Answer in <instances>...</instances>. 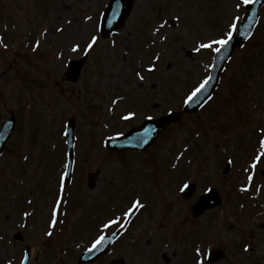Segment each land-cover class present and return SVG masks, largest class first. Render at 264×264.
Masks as SVG:
<instances>
[{
	"label": "rangeland",
	"instance_id": "1",
	"mask_svg": "<svg viewBox=\"0 0 264 264\" xmlns=\"http://www.w3.org/2000/svg\"><path fill=\"white\" fill-rule=\"evenodd\" d=\"M107 1L0 0V37L9 45L8 49L0 47V121L10 112L20 113L24 119L16 116L17 130L0 157V264H19L26 243L33 246L30 264H42L41 249L47 236L41 234L33 243L37 238L34 224L45 226L49 219L52 201L47 199L55 192L46 191V185H57V165L64 158L63 121L68 118L75 119L78 135L77 184L75 178L67 203V214H73L69 221L75 222V215L76 221L87 217L83 205L105 206L108 221L124 215L121 212L134 197L145 204L126 229V236L97 264H110L109 260L116 257L125 264H196V248L202 253L221 249L222 257L214 264H264V177L260 175L264 160L250 169L251 158L264 139L258 129L264 127V5L253 36L235 49L211 99L195 113L181 114L153 147L130 154L113 152L103 145L105 136L127 129L116 119L133 106L127 100L116 104L112 101L126 92L132 103L137 96L150 100L159 96V103L138 109L139 114L175 108L174 101L199 85L208 73L213 50L197 53L194 48L208 37L219 36L230 22H237L244 14L243 0H131L124 23L112 36L100 34L99 46L85 56L80 78L71 81L64 75L66 63L80 55L71 51V44L79 42L82 48L89 34L97 35ZM161 8L165 10L164 18L179 15L183 25L176 23L169 28L167 37L172 39L166 47L151 32L162 19ZM89 16L92 19L86 20ZM45 27L48 33L41 36ZM58 27L64 31L56 32ZM131 30H145L155 38L154 50L161 52L155 71L145 72L143 62L131 71L134 60L130 59L142 55L133 48L137 42L130 37ZM32 35L42 41L35 57L28 55L29 48L24 45ZM140 45L145 46L143 42ZM141 50L146 53L143 47ZM152 54L153 50L147 57ZM34 61L37 64L33 72ZM24 68L32 72L30 77ZM40 71L43 77L37 78ZM136 71L147 78L145 83H137ZM151 87L153 90H148ZM123 102L126 109L111 115L109 109L114 108L110 105H115L116 111ZM23 143H28L30 156L20 163L16 158L24 150ZM51 145L54 151H49ZM181 152L184 155L178 160ZM229 160L233 162L224 170ZM23 164L30 165L28 176L25 168L20 169ZM174 164L177 167L173 168ZM245 168L250 170L246 172ZM96 169L100 171L97 184L89 190L85 187L87 173ZM249 174L253 176L250 187L240 191L249 183ZM185 180L196 186L189 199L179 193ZM210 186L218 191L221 205L194 217L191 204ZM20 189L23 194H19ZM29 194L32 203L25 206ZM26 210H31V227L23 231L21 221ZM65 220L69 222L67 217ZM116 225L119 223L110 227ZM94 234L96 230L85 240ZM245 244L251 245L250 251L243 250ZM54 259L45 264H57ZM63 264L77 263L66 258Z\"/></svg>",
	"mask_w": 264,
	"mask_h": 264
},
{
	"label": "snow or ice",
	"instance_id": "2",
	"mask_svg": "<svg viewBox=\"0 0 264 264\" xmlns=\"http://www.w3.org/2000/svg\"><path fill=\"white\" fill-rule=\"evenodd\" d=\"M244 3H249L250 0H243ZM236 7H240V4H237ZM86 20H91L92 17H85ZM174 19L176 21L180 20L179 15H176L174 17ZM236 20H238L239 18L236 17ZM68 23H71L70 21H68ZM168 21L167 20H162L157 22V25H154L152 31L155 32L157 34V38L158 39H162V40H167L168 37L166 35H162V29L165 28L168 25ZM56 32H63L64 28L63 27H58L55 30ZM238 31L237 29V24L234 22H230L227 25V29L226 31L222 32L219 36H212V37H208L207 41L205 42L204 40H202L195 48L194 51H196L197 53L201 52L204 49H211L214 50L216 53H220L222 51L223 48H227L228 45L231 43L232 39L234 38V34ZM48 33V29L45 27L40 35L41 36H46ZM99 41H100V37L95 35V34H89L87 36V38L84 41V47L83 49L81 48V44L79 42H73L71 44V51L73 53H78V52H83L85 55H88L92 52H94L96 50V48L99 46ZM153 44L156 43V40L154 39L152 41ZM112 46L116 45V41L113 40L111 42ZM42 46V41L40 39H36L35 43L32 45V52L36 53L38 51V49H40ZM0 47H2L3 49H8L9 45L7 43H4V38L0 37ZM60 57L63 58L64 53L60 52ZM154 59L156 61L160 60V56L159 55H155ZM156 70V64L155 63H150L148 65L147 71L148 72H153ZM137 75L139 76L140 80H144V76L141 75L140 73H137ZM212 79V77H207L206 79H204L201 83H199V85L197 87H195L190 94L187 95L186 100L184 101L185 103H190L192 102L194 99L198 98V96L200 95L201 92H203V90L207 87L209 81ZM121 99L119 96L117 97L116 100L112 101V104H116L117 101ZM206 99H211V97H207ZM110 111H114V109H109ZM137 115V113L135 111H127L124 115L121 116V119L123 120H129L134 118ZM145 131H147V129H145ZM262 132H264V129H261ZM197 135H199V133H197ZM146 143V141H145ZM0 155H2V153H0ZM184 155L183 152L180 153V155L177 157V159L179 160L180 158H182ZM29 159V157L26 155L24 156V160L27 161ZM262 160H264V139H261L259 141V151L251 158V165H250V169H255L261 162ZM233 162L232 160H229V163ZM177 167V165H173V168ZM249 168H245V171H249ZM67 176V173H64L61 181L63 180V177ZM253 179V176L251 174L248 175L247 180H248V184L247 185H242L240 188V191H247L248 188L251 185V181ZM190 182L185 180L182 182V184L179 186V191L180 192H185L186 190H190ZM205 191H211V189L209 188H205ZM64 184L63 182H61L60 184V190L58 192L57 198L54 200L52 206L49 209V219H48V223L46 226V230H45V235L49 238L53 237L55 235V232L57 230V225L59 223H62V221L59 219L61 213L63 212V205L66 203L65 199H64ZM29 203H31V201H29ZM145 207V204L141 201V199L137 196L134 197L132 199V201L130 202V205L128 206V208L124 211V216L128 217L129 220L128 222H131V216L143 209ZM64 215H67L66 212L63 213ZM31 213L25 211L23 213L24 217H28L30 216ZM120 222L119 218H115L112 219L110 218L108 221L103 222V227L104 228H108L109 226H111L112 224H117ZM122 227H124L123 225H121ZM105 239L104 235L100 234L98 235L96 238H94L91 247L88 249L89 252L93 251L98 245H100L103 240ZM243 250L245 252H248L251 250V245L245 244L243 247ZM195 252L197 254V261L196 264H211V259L207 258V253H202L200 248H196ZM30 259V253L29 252H25L23 255V264H27V262ZM9 264H11V261H9Z\"/></svg>",
	"mask_w": 264,
	"mask_h": 264
},
{
	"label": "water",
	"instance_id": "3",
	"mask_svg": "<svg viewBox=\"0 0 264 264\" xmlns=\"http://www.w3.org/2000/svg\"><path fill=\"white\" fill-rule=\"evenodd\" d=\"M115 3H118L119 8L114 11V5L111 3L109 6L105 18H104V23H103V30L104 31H110L114 28H117L119 24L124 20V17L126 16L127 10L129 3H127V0H112ZM263 0H256L252 4L249 5V13H248V18L243 24L242 31L244 28H246V33L242 34L238 38H233L231 43L228 45L227 48H223L220 53H217L211 68V73L210 77L212 79L209 81L207 87L203 90V92L200 93L198 98L194 99L192 102L187 103V109L188 110H194L195 107H197L203 100H205L211 93L213 87L215 86L217 79H218V74L220 69L223 66L224 61L228 58L230 55L232 49L234 46L241 44L242 39L246 37V35L250 32V28L253 25V21L256 18V13L257 10ZM255 13V15H254ZM109 17H113V19L110 22V27L106 26V20ZM176 118V115L174 113L163 117L157 121L154 122H146L142 127L138 128L137 130H133L130 132V134L126 137H123L119 140L115 139H110L109 140V146L114 149H121L127 146H132V147H140L143 148L146 146L149 142H151L154 137L156 136L157 132L160 131V129L169 121L173 120ZM68 126V125H67ZM72 128V124H71ZM147 129V131H145ZM68 130V129H67ZM68 141H69V156H71V150H72V134L70 133V130H68ZM137 140L139 145L134 144V142ZM146 141V143H145ZM124 143V144H122ZM127 143V144H125ZM72 160V159H71ZM71 165V161H69V166ZM193 187L190 186V190L186 192V194H189L192 191ZM218 202L217 200V195L215 192L207 194L204 198H200L195 205V212L200 213L203 211L206 205L213 206ZM93 255L88 256L83 258V260H91ZM92 257V258H91Z\"/></svg>",
	"mask_w": 264,
	"mask_h": 264
}]
</instances>
